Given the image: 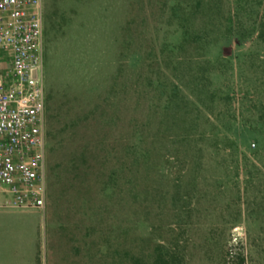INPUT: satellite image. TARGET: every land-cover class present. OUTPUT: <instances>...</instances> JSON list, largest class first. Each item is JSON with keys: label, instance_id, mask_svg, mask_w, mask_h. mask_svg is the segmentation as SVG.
I'll return each mask as SVG.
<instances>
[{"label": "rangeland", "instance_id": "rangeland-1", "mask_svg": "<svg viewBox=\"0 0 264 264\" xmlns=\"http://www.w3.org/2000/svg\"><path fill=\"white\" fill-rule=\"evenodd\" d=\"M207 1V13L196 8L186 22L172 15L170 0H44L46 93L52 92L61 114L68 100L74 113L101 106L98 118L105 122L86 133L105 138L111 160L104 173L94 160L88 182H75L61 195L58 188L68 182L63 177L50 186L55 159L47 153L45 214L3 205L0 197V264L86 262L85 251L75 250L77 240L91 212L105 206L111 209L104 223L115 220L129 264H138L131 256L140 248L149 251L157 242L167 246L163 252L173 256L172 264H238L242 259L264 264V142L259 146L257 139L264 135V0ZM229 11L235 30L246 37L242 45L234 41L224 48L231 62L218 66L222 75L213 77L198 67L200 60L210 64V46L191 43L170 50L181 42L183 24L211 27ZM188 56L194 60L186 61ZM197 71L201 86L220 87L223 93L215 98L199 95L193 85L183 87L191 102L187 120L176 128L171 113L162 124L154 80L171 84ZM142 128L158 166L132 188L109 174L119 165V152ZM107 185L113 187L110 193L104 191ZM138 219L146 223L129 230ZM72 235L78 239L71 240ZM95 238L101 240L98 234Z\"/></svg>", "mask_w": 264, "mask_h": 264}, {"label": "trees", "instance_id": "trees-1", "mask_svg": "<svg viewBox=\"0 0 264 264\" xmlns=\"http://www.w3.org/2000/svg\"><path fill=\"white\" fill-rule=\"evenodd\" d=\"M170 2L173 3L171 6L172 15L186 22L189 21V17L192 16L196 8L200 10V13L206 14L207 8L211 5V1L209 5V1L207 0H191V2H195L194 6L191 3L185 4V0L182 2L180 0H170ZM182 27L181 42L172 46L170 50L174 52L178 48L184 49L187 44L191 43H196L202 49L210 46V53L212 54L210 64L206 59L200 60L197 63L199 68H203V72H210V75L213 77L222 75L218 70V66L231 62V56L224 55V48L232 45L234 41L236 45H242L246 37V34L239 33L235 30V16L231 11L225 16L224 21H221V23L215 21L211 27H208V24L194 29L184 24ZM218 34L222 35L221 39L216 37ZM203 53H206V51H203ZM191 60H194V57L188 56L186 61ZM193 62L196 63L195 61ZM203 63L209 65L207 67H201ZM199 74L201 73L198 71L194 73L187 72L179 82H172L171 84L164 83L160 78L154 80L159 97L162 100L160 104V111L163 117L162 124L164 123V117L171 113H173V119L170 123L176 126V128L182 127L181 123L187 120V113L191 112L187 110V107L191 102L186 100L183 87L193 85L198 90L199 95L210 93V96L215 98L223 93L220 87H215L209 91L201 86L203 79ZM225 95L227 99H232L231 92H227ZM53 100L52 92H47V153L49 157H54L55 159V163L50 169V175H52L55 182H51L50 186L57 185L64 177L68 183L64 182L62 188L60 187L58 190H61V195H66L75 182H88L87 180L93 172L92 162L94 160L100 161L99 168L104 173V170H107L108 163L111 160V152L108 151L107 153L105 151L106 146H108L105 138L92 137L86 133L91 125L95 123L102 125L105 122L104 119L98 118L101 109L100 105L94 106L88 112L78 110L74 113V106L72 107L73 101L68 100L65 104L68 106L67 110L69 111L66 110L65 114H61L59 111L61 110V106L55 108ZM165 123L167 124V122ZM170 127L169 125L168 128ZM80 130L82 132L81 137H79ZM257 139L260 146L264 142V135L261 134ZM146 141L147 138L142 128L139 129L130 143L125 144L124 150L122 152L120 151V155L117 157V153H115L113 148V156L118 159L119 165L109 174L110 177H116V182H129L131 187L134 188L138 186V182H142L143 178L146 177L148 170H155L158 164L154 159V148L147 146ZM231 143L235 144L236 141L231 140ZM125 173H129V177H124ZM122 177L125 179L122 180ZM112 188L108 185L105 186V193H110L113 190ZM134 196L136 198L138 194ZM110 209L108 206H105L102 209L96 210V212H91V219L85 226L86 232L83 233V237L78 239L75 235L71 236V240L78 239L79 245L76 246L75 250L79 254L81 250L85 251L88 259L86 262H73V264H129V249L120 250V246L125 241L123 240V234H117L115 231V220L112 219L111 222L104 223L108 217L106 214ZM132 220L134 221L131 218ZM136 221V224L132 223L133 226L131 224L128 226L131 227L128 228L129 230L136 225L139 226L146 223L143 219ZM96 234L100 235L101 240L98 241L95 238ZM126 237L124 236V238ZM116 244H119L118 247ZM163 248H167V246L157 242L154 248L149 251H144V248H140L141 251H139V254L131 257L138 264H142L143 259L146 257L150 258L149 261L151 264H172L173 256L169 252H163ZM238 264H244L243 259Z\"/></svg>", "mask_w": 264, "mask_h": 264}, {"label": "built area", "instance_id": "built-area-1", "mask_svg": "<svg viewBox=\"0 0 264 264\" xmlns=\"http://www.w3.org/2000/svg\"><path fill=\"white\" fill-rule=\"evenodd\" d=\"M44 0H0V197L47 207ZM1 204V203H0Z\"/></svg>", "mask_w": 264, "mask_h": 264}]
</instances>
